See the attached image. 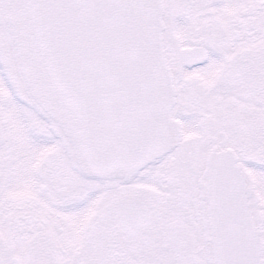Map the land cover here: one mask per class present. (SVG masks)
Masks as SVG:
<instances>
[{
	"label": "flooded vegetation",
	"instance_id": "af4514ba",
	"mask_svg": "<svg viewBox=\"0 0 264 264\" xmlns=\"http://www.w3.org/2000/svg\"><path fill=\"white\" fill-rule=\"evenodd\" d=\"M24 206V212L19 217L21 218H29V211L32 209V205L27 203L23 204ZM19 210V209H17ZM18 219V218H17ZM15 220V217H12L10 215H4L0 213V236H4L8 233L7 228L10 226V223ZM33 221L35 222L36 219L34 218ZM28 232L30 234H34V231L32 229H29ZM143 245L148 246V249L151 245V242H144L142 238H137L133 241V246H136L135 252L131 250L130 245H126V248L129 250V252L135 254L137 252L145 253L147 248H142ZM22 251H26L24 253H18L15 250H13L12 253H10L8 247L4 245V243L1 240L0 237V264H43L45 257L44 252L40 250L39 248H33V247H20ZM19 248V249H20ZM17 254L18 256H15ZM42 260V262H40ZM160 263V262H159Z\"/></svg>",
	"mask_w": 264,
	"mask_h": 264
},
{
	"label": "rangeland",
	"instance_id": "374dc122",
	"mask_svg": "<svg viewBox=\"0 0 264 264\" xmlns=\"http://www.w3.org/2000/svg\"><path fill=\"white\" fill-rule=\"evenodd\" d=\"M218 111L215 110V112ZM223 125L222 126H216V130L215 132L212 134L213 138L220 144L222 142V139H225L227 140V145H231L230 147H234V145L236 146V149H242L243 151V155H245L244 157L241 155L242 159L243 160H248L251 156L249 154L253 153L252 151H250V147L248 146L247 147V143H244L243 140H242V136L241 135H238V131L237 129H235V127L233 126H229L227 124H225L224 121H222ZM226 130H228L229 133L226 132ZM230 134V135H229ZM238 135V136H237ZM231 136V138H230ZM232 139V140H231ZM236 139H237V142H236ZM190 143V142H189ZM188 143V144H189ZM257 145V141L256 143L254 144V146ZM235 149V151H236ZM249 151V154L247 153V151ZM254 150H258V147L255 146V149ZM237 152V151H236ZM252 155V154H251ZM261 153L260 154H255L253 156L254 158V161L255 162H259V159H262V157H260Z\"/></svg>",
	"mask_w": 264,
	"mask_h": 264
},
{
	"label": "water",
	"instance_id": "95a60500",
	"mask_svg": "<svg viewBox=\"0 0 264 264\" xmlns=\"http://www.w3.org/2000/svg\"><path fill=\"white\" fill-rule=\"evenodd\" d=\"M216 197V196H215ZM215 197H212V199H213V204H217L218 202H217V199L215 198ZM234 197L236 198V196L234 195ZM226 198H223V200H222V203H223V205H224V207L225 208H230V207H232L233 205H231L230 203H229V200L228 199H226ZM239 201L238 200H236L235 201V204H237Z\"/></svg>",
	"mask_w": 264,
	"mask_h": 264
}]
</instances>
